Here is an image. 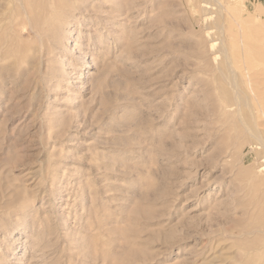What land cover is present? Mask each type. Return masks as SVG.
Segmentation results:
<instances>
[{"label": "rangeland", "instance_id": "rangeland-1", "mask_svg": "<svg viewBox=\"0 0 264 264\" xmlns=\"http://www.w3.org/2000/svg\"><path fill=\"white\" fill-rule=\"evenodd\" d=\"M247 1L0 0V264H264Z\"/></svg>", "mask_w": 264, "mask_h": 264}, {"label": "bare ground", "instance_id": "bare-ground-1", "mask_svg": "<svg viewBox=\"0 0 264 264\" xmlns=\"http://www.w3.org/2000/svg\"><path fill=\"white\" fill-rule=\"evenodd\" d=\"M211 1H212V0H211ZM213 1H215V0H213ZM217 1H218V0H217ZM241 1H243V0H241ZM244 1H245V3H244V4H245V5H244L245 8L247 7V8L249 9V7L251 6V3H250V5H249V2H248L247 0H244ZM246 1H247V2H246ZM249 1H250V0H249ZM254 1H257V0H254ZM219 2H220V0H219ZM225 2H226V1H225ZM250 2H251V1H250ZM252 2H253V0H252ZM260 2H262V5L264 4L262 0H261ZM260 2H258V3H260ZM197 3H198V2H197ZM228 3H229V2H227L226 4H228ZM255 3H257V2H254V3H253L254 6H255ZM56 4H57V3H56ZM208 4H209V3H208ZM222 4H223V3H222ZM226 4H225V5H226ZM246 4H248V6H247ZM63 5H64V4H63ZM225 5H224V7H225ZM256 5H257V6H256L257 8L259 7L258 9H257V8L255 9V7H251V9L254 8V9L257 10V11H260L259 9H262V8H263L262 6H261L262 8H260L261 3H260L259 5H258V4H256ZM2 6H3V5H2ZM51 6L53 7V5H51ZM208 6H209V5H208ZM231 6H232V5H231ZM5 7H6V6H5ZM52 7H51V8H52ZM61 7H62V6H61ZM224 7H223V8H224ZM227 7H228V6H227ZM233 7H234V6H233ZM233 7L230 8V5H229V7L226 8V9L229 10V11H231V9H232ZM26 8H27V7H26ZM28 8H29V6H28ZM31 8H32V7H31ZM223 8H222V9H223ZM229 8H230V9H229ZM33 9H34V8H32V10H33ZM47 9H48V8H47ZM226 9H225V11H226ZM251 9H249V11H250ZM34 10H35V9H34ZM55 10H56V9H55ZM235 10H236V9H234V11H235ZM242 10H243V9H242ZM242 10H240V12H241ZM255 10H254V11H255ZM51 11H52V10L50 9V12H51ZM225 11H224V12H225ZM234 11H233V12H234ZM246 11H247V10H246ZM27 12H28V11H27ZM35 12H36V11H35ZM226 12L228 13V11H226ZM231 12H232V11H231ZM235 12H236V11H235ZM235 12H234V13H235ZM237 12H238V9H237ZM237 12H236V13H237ZM262 12H264V11H263V10L261 11V15H262V14L264 15V13H262ZM236 13H235V15L238 16L237 14H239V12H238L237 14H236ZM244 13H245V12H243V14H244ZM247 13L249 14V16H252V15L255 14L256 12L254 13V12L252 11V12H250V13H249V12H247ZM247 13H246V14H247ZM251 13H252V14H251ZM257 13H258V12H257ZM27 14H28V13H27ZM222 14H223V13H222ZM224 14H225V13H224ZM230 14L232 15V13H230ZM250 14H251V15H250ZM258 14H259V13H258ZM36 15H37V14H36ZM44 15H45V17H46V19H47L48 17L46 16V13H44ZM48 15H49V14H48ZM235 15H234V19H233V20L236 21V19H235ZM263 15H262V16L259 15V16L261 17V18H259V23H260V24L264 23V16H263ZM26 16H27V15H26ZM41 16H43V14H42ZM221 16H222V15H221ZM226 16L229 17V15H226ZM240 16H241L242 18H243L244 16H247V17H248V15H245V14H244V15H241V14H240ZM253 16H254V15H253ZM256 16H257V14L255 15L254 18H257V17H258V16H257V17H256ZM18 17H20V16H18ZM18 17H17V18H18ZM21 17H22V15H21ZM28 17H29V15H28ZM43 17H44V16H43ZM43 17H42L41 19H43ZM45 17H44V20H46ZM22 18H24V15H23ZM35 18H36V17H35ZM49 18H50V17H49ZM226 18H227V17H226ZM248 18H249V17H248ZM250 18H252V17H250ZM250 18H249V22L251 21ZM8 19H9V17H8ZM227 19H228V18H227ZM229 19H230V21H229V23H230V22H231V17H229ZM240 19H241V18H240ZM245 19H247V18L244 17V19H243L244 22H245ZM17 20H19V19H17ZM22 20H23V19H21V21H22ZM47 20H48V19H47ZM47 20H46V21H47ZM66 20H67V19H66ZM212 20H213V19H212ZM241 20H242V19H241ZM247 20H248V19H247ZM247 20H246V21H247ZM253 20H254V19H252V21H253ZM8 21H11V19H9ZM14 21H15V20H14ZM237 21H238V20H237ZM239 21H240V20H239ZM252 21H251V22H252ZM257 21H258V19H257V20L255 19V22L253 21V25H255L254 23H256ZM11 22H12V21H11ZM11 22H10V24H11ZM24 22H25V18H24V21H23L22 23H18V22H17V24L20 26L21 34H23V31L25 32V30H26L25 28H27V27H25V26H27V25L29 24V23L26 24V23H24ZM30 22H31V19H30ZM33 22H34V21H33ZM223 22H225V19L223 20ZM227 22H228V20H227ZM244 22H243V23H242V22H239V24L242 23V24H243V29L245 28L244 30H246L247 22H245V24H244ZM229 23H228V25H229ZM234 23H235V22H234ZM13 24H14V23H13ZM15 24H16V23H15ZM222 24H223V23H222ZM236 24H237V23H236ZM217 25H219V24H217ZM220 25H221V23H220ZM228 25H227V28H229ZM232 25H233V24H232ZM249 25H250V24L248 23V28H249ZM253 25H251V26H253ZM7 26H9V25H7ZM239 26H240V25H239ZM244 26H246V27H244ZM251 26H250V27H251ZM263 26H264V25H263ZM33 27L35 28L34 25H33ZM33 27H32V30H33ZM225 27H226V26H225ZM255 27H257V26L255 25V26H254V29H255ZM260 27H262V26L260 25ZM37 28H38V27H37ZM43 28H44V27H43ZM237 28H238V27H237ZM240 28H241V26H240ZM252 28H253V27H252ZM217 29H218V28H217ZM233 29H234V28H233ZM241 29H242V28H241ZM12 30H13V29H12ZM12 30L10 29V31H12ZM27 30H28V29H27ZM37 30H38V29H37ZM39 30H40V28H39ZM223 30H226V29H223V27H222L221 31H223ZM236 30H238V29H236ZM244 30H243V31H244ZM249 30H250V28H249ZM252 30H253V29H252ZM44 31H45V29H44ZM60 31H61V30H60ZM226 31H229V30H226ZM231 31H232V30H231ZM231 31H229V34H230ZM243 31H242V32H243ZM247 31H248V29H247ZM259 31H260V30H259ZM261 31H263V32H261L260 35H262V36L264 37V27H262ZM7 32H8V31H7ZM40 32H41V31H40ZM47 32H48V31H47ZM236 32H237V31H236ZM43 33H44V32H43ZM60 33L63 34V31L60 32ZM60 33H59V34H60ZM206 33H207V32H206ZM223 33H224V32H223ZM226 33H227V32H226ZM247 33H248L247 36L249 37V35H250V33H251V30H250V33H249V31H248ZM38 34H39V33H38ZM45 34H46V33H45ZM50 34H51V33H50ZM64 34H65V32H64ZM64 34H63V35H64ZM221 34H222V33H221ZM245 34H246V33H245ZM258 34H259V33H258ZM1 35H2V34H1ZM63 35H62V36H63ZM226 35H227V34H226ZM226 35H225V38H228V37H226ZM236 35H237V34H236ZM260 35L258 36V37H260L259 40L262 39V36H260ZM16 36H18V35H16ZM29 36H30V35H29ZM41 36H42V32H41ZM41 36H40V34H39L40 39H41ZM62 36H58V37H62ZM227 36H229V35H227ZM230 36H232V33H231ZM230 36H229V38H230ZM245 36H246V35H245ZM56 37H57V36H56ZM222 37H224V36H221V37H220V40H222ZM236 37H238V36H236ZM242 37H244L243 34H242ZM258 37H256V39H257ZM4 38H5V37H4ZM6 38H8V36H7ZM16 38H17V37H16ZM20 38H21V37H20ZM46 38H47V37H46ZM50 38H51V37H50ZM52 38H53V36H52ZM64 38H65V36H63V39H64ZM66 38H67V37H66ZM215 38H216V37H215ZM244 38H245V37H244ZM244 38H243V39H244ZM249 38H250V37H249ZM9 39H11V38H9ZM21 39H22V38H21ZM42 39L45 40V37L42 38ZM42 39H41V40H42ZM59 39H60V38H59ZM236 39H238V38H236ZM245 39H246V38H245ZM263 39H264V38H263ZM263 39H262V40H263ZM18 40H19L20 42H24V41H21L20 39H17V41H18ZM44 40L41 41V45H42V42H43ZM46 40H48V42H49L50 39H46ZM230 40H231V39H230ZM230 40H229V41L223 40V42L226 41V42H227V43L225 42L226 45H227V44H230V47H231V44L234 46L235 41H234V43H233V41H232V43H231ZM259 40H258V41H259ZM0 41L2 42L1 39H0ZM3 41H4V40H3ZM17 41H15V43H14L15 45H13V46H15V47H14L13 49L11 48L12 50H9V51H8V50L6 49V53H7V51H8L7 54H10L9 52H14V54H16V55L19 54V55L21 56L20 53H21L22 51L25 50L24 47L26 46V44L24 43V46H22V43L20 44L19 41H18V42H17ZM54 41H56V40H54ZM236 41L238 42L239 39L236 40ZM1 42H0V55H1L0 57H1V59H2V55H3V52H4L3 50H4L5 48L2 47ZM11 42H12V41H11ZM11 42H10V43H11ZM65 42H66V41H65ZM212 42H213V41H212ZM228 42H230V43H228ZM249 42H250V41H248V44H247V45L251 44V43H249ZM260 42H261V40H260ZM262 42H264V41H262ZM4 43H6V42H4ZM4 43H3V44H4ZM43 43H44V42H43ZM213 43H214V42H213ZM245 43H247V42H245ZM245 43H244V44H245ZM6 44L8 45V47L11 46V44L9 45L8 42H7ZM48 44H49V43H48ZM222 44H223V43H222ZM255 44H256V43H255ZM260 44H261V43H260ZM224 45H225V44H224ZM224 45H223V46H224ZM252 45H254V44H252ZM252 45H249V46H252ZM258 45H259V44L257 43V46H258ZM214 46H215V45H214ZM216 46H217V44H216ZM216 46H215V47H216ZM221 46H222V45H221ZM228 46H229V45H228ZM233 46L231 47L232 50H233ZM249 46H248V47H249ZM26 47L28 48V52H29V47H28V46H26ZM215 47H214V48H215ZM217 47H218V46H217ZM217 47H216V48H217ZM238 47H239V46H237V43H236L234 48H235L236 50H237V49H238V50H237V51H233V52H235V53H234V56H236V55H235L236 52H237V54H238V52L242 50V49L239 50ZM252 47H253V46H252ZM252 47H250V48H252ZM255 47H256V45H255ZM260 47H262V46H260ZM263 47H264V44H263ZM3 48H4V49H3ZM27 48H26V49H27ZM30 48H31V47H30ZM40 48H41V47H39V49H40ZM223 48H224V47H223ZM227 48H228V47H227ZM231 48H230V50H231ZM244 48H245V46H244ZM246 48H247V47H246ZM217 49H218V48H217ZM225 49H226V48H225ZM225 49H224V50H225ZM248 49H249V48H248ZM255 49H257V47H256ZM255 49H253V50H255ZM260 49H261V48H260ZM30 50H31V53H32V49H30ZM219 50H220V49H219ZM222 50H223V49H222ZM222 50H220V51H222ZM230 50H229V48H228V50L226 49V51H230ZM232 50H231V51H232ZM263 50H264V49H262V51H263ZM37 51H38V48H37ZM40 51H41V49H40ZM49 51H50V50H49ZM258 51H259V50H258ZM260 51H261V50H260ZM24 52H25V51H24ZM217 52H218V51H217ZM242 52H244V51L242 50V51L239 53V55H240V54H243ZM245 52H246V51H245ZM1 53H2V54H1ZM40 53H41V52H40ZM48 53H49V52H48ZM222 53H225V51H224V52L222 51ZM228 53H229V52H228ZM230 53H231V52H230ZM230 53H229V54H230ZM250 53H251V52H250ZM24 54H27V53H24ZM229 54H228V55H229ZM5 55H6V54H4V56H5ZM11 55H12V54H11ZM11 55H10V57L7 56V57H9V60L12 59V57L14 58V56L12 55V57H11ZM19 55H18V56H19ZM210 55H211V54H210ZM214 55H215V54H214ZM223 55H224V57H225V54H223ZM226 55H227V52H226ZM251 55H252V54H251ZM253 55H256V54H253ZM253 55H252V56H253ZM20 56H19V57H20ZM245 56H246V55H245ZM245 56H244V55H242V56L240 55V57H245ZM249 56H250V55H249ZM258 56H259V59H260V56H262V55L258 54ZM19 57H18V58H19ZM22 57H24L25 60L27 59V55H26V57H25V55L22 56ZM22 57H21V58H22ZM28 57H29V55H28ZM247 57H248V55H247ZM253 57H254V56H253ZM262 57H264V55H263ZM262 57H261V58H262ZM229 58H232V61H231V62H234L233 60L236 61V58H234L233 55H232V56H229L228 59H229ZM251 58H252V57H251ZM251 58H248V59H251ZM254 58H256V57H254ZM254 58H252V59H254ZM257 58H258V57H257ZM226 59H227V57H226ZM244 59H245V61H246L247 58H243V60H244ZM248 59H247V60H248ZM252 59H251V61H252ZM259 59H258V60L254 59V62L259 61ZM6 60H8V58H6ZM12 60H13V59H12ZM15 60H16V61H15ZM15 60H13V61H15V63H16L17 60H18V59H17V56H16ZM25 60H23V61H25ZM230 60H231V59H229V61H230ZM255 60H256V61H255ZM260 60H261L262 63L264 62V61H262V59H260ZM20 61H21V60H20ZM239 61H240V59H239ZM245 61H244V62H245ZM248 61H250V60H248ZM248 61H246L245 63L243 62V63H244V65H245V67L247 66L248 68H250V67H249V62H248ZM0 62H1V61H0ZM227 62H228V61H227ZM237 62H238V61H237ZM237 62H236V63H237ZM254 62H253V63H254ZM261 62H260V63L256 62L255 65H256L257 63H258V64H261ZM238 63H239V62H238ZM253 63H251V65H252ZM20 64H21V63H20ZM231 64H232V63H231ZM251 65H250V66H251ZM263 65H264V64H263ZM17 66H18V65H17ZM234 66H235V65H234ZM242 66H243V65H241V67H242ZM14 67H15V65H14ZM243 67H244V66H243ZM243 67H242V68H239V69L241 70V69H243ZM255 67H256V66H255ZM255 67H253V69L251 68V69H250V72L254 71V68H255ZM19 68H20V67H19ZM2 69H3V68H2ZM14 69H15V68H14ZM16 69H17V68H16ZM12 70H13V69H12ZM236 70H237V69H236ZM236 70H235V71H236ZM261 70H262V69H261ZM6 71H7V69H6ZM235 71H234V72H235ZM246 71H247V68H246ZM234 72H233V73H234ZM247 72H248V71H247ZM258 72H259V71H258ZM21 73L24 74V71L21 72ZM242 73H244V70H243ZM259 73H260V72H259ZM31 74H32V73H31ZM253 74H254V73H253ZM24 75H25V74H24ZM233 75H234V74H233ZM243 75H244V74H243ZM246 75L249 76V77L253 76L252 74H246ZM254 75H256V74H254ZM234 76H235V75H234ZM234 76H233V77H234ZM244 76H245V75H244ZM244 76H243V77H244ZM260 76H261V75H260ZM251 78H252V77H251ZM234 79H235V78H234ZM253 79H254V78H253ZM235 80H236V79H235ZM248 80H249V79H248ZM248 80H247V81H248ZM251 80H252V79H250V81H251ZM233 81H234V80H233ZM247 81H246V82H247ZM250 83H251V82H250ZM244 84H246L245 81H244ZM247 84H248V83H247ZM253 84H254V83H253ZM253 84H252V85H253ZM252 85H249V84H248L247 86H248L249 89H250V86H251L250 91L255 93V89H256V88H254L255 85H253V86H252ZM2 86H3V85H2ZM235 89H236V88H235ZM238 89H239V88H238ZM258 89H259V88H258ZM258 89H257V90H258ZM236 91H237V90H236ZM251 92H250V93H251ZM258 92H259V91H258ZM263 92H264V90H263ZM235 93H236V92H235ZM237 94H238V93H237ZM257 94H258V93H257ZM262 94H263V93H262ZM252 95H253V94H252ZM260 96H261V91H260ZM238 97H239V96H237V98H238ZM242 99H243V98H242ZM248 99H249V98L244 99V105H246L245 107L248 106L249 108L252 109V105H251V104H250L251 106L245 104V103L247 102ZM256 99H257V98H256ZM245 100H246V102H245ZM259 100H260V99H259ZM255 102H256V104H255L254 107L259 108L260 105L258 104V103H259L258 100L255 101ZM242 103H243V102H242ZM260 104H261V102H260ZM262 104H263V103H262ZM262 107H263V106H262ZM263 108H264V107H263ZM239 110H240V109H239ZM248 110H249V109H248ZM258 110H259L258 112H260V109H258ZM249 111H250V110H249ZM261 111H262V110H261ZM240 112H241V111H240ZM250 112H251V111H250ZM238 114H239V112H238ZM250 114H251V113H250ZM259 114L261 115V112H260ZM251 115H252V114H251ZM262 115H263V114H262ZM262 115H261V116H262ZM240 116H241V115H240ZM251 117H252V116H251ZM253 121H254V120H253ZM248 129H249V131H250V128H248ZM252 134H253V133H252ZM260 135H261V134H260ZM260 139H261V138H260ZM260 142H261V141H260Z\"/></svg>", "mask_w": 264, "mask_h": 264}]
</instances>
